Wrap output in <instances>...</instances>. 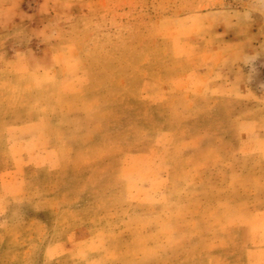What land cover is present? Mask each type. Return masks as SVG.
Wrapping results in <instances>:
<instances>
[{"label":"rangeland","instance_id":"1","mask_svg":"<svg viewBox=\"0 0 264 264\" xmlns=\"http://www.w3.org/2000/svg\"><path fill=\"white\" fill-rule=\"evenodd\" d=\"M239 68L264 77V0H0V264H260Z\"/></svg>","mask_w":264,"mask_h":264},{"label":"crops","instance_id":"2","mask_svg":"<svg viewBox=\"0 0 264 264\" xmlns=\"http://www.w3.org/2000/svg\"><path fill=\"white\" fill-rule=\"evenodd\" d=\"M243 59L240 63H243ZM237 62V61H236ZM234 62V64L236 63ZM233 64V65H234ZM246 64V63H245ZM229 75L227 76L225 81H221V88L225 89L226 85H230L228 89L234 87V84L241 83L242 86L244 85V89L248 92H253L256 96H263L264 94V77L259 78L258 80H253L254 78L251 76L250 73L246 72V70L239 68L238 72L229 71ZM218 86V85H217ZM215 86V87H217ZM264 251V250H263ZM261 251V252H263ZM232 252V253H231ZM231 253V254H229ZM234 253V254H233ZM249 252L247 248H241L240 250H231L228 251L226 254L223 252H218V257L226 258V264H251L250 259L248 258ZM231 256V257H230ZM260 264H264V253L262 257H259Z\"/></svg>","mask_w":264,"mask_h":264}]
</instances>
